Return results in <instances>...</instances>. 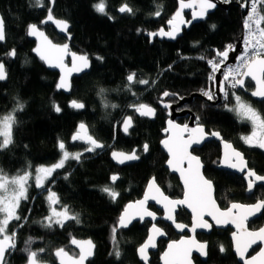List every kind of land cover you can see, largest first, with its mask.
Masks as SVG:
<instances>
[{
	"label": "trees",
	"instance_id": "obj_1",
	"mask_svg": "<svg viewBox=\"0 0 264 264\" xmlns=\"http://www.w3.org/2000/svg\"><path fill=\"white\" fill-rule=\"evenodd\" d=\"M178 1L106 0L108 15H103L93 8L99 0H55L54 16L71 25V49L86 54L92 61L91 70L74 78L71 94L66 95L57 88L59 73L47 69L33 53L35 42L28 36L29 25L40 24L47 17L52 5L50 0H44L43 7L35 6V0H0V15L6 28V41L0 43V61L5 62L8 72L7 81L0 82V116L13 110L18 101L25 105L15 114L14 143L0 151V169L9 176L24 171H32L34 176L37 167L58 161L61 155L58 140H63L70 152H83L87 145L71 140L81 122L105 146L103 150L84 152L79 162L69 160L43 188H37L31 180L27 199L22 200L18 208L21 219L8 226L9 233H16V248L9 253L6 264H26L25 248L34 251L43 248L38 259L57 264L54 251L64 247L72 252L70 240L73 237L91 238L96 243L95 256L88 264H144L137 250L146 240L151 222H136L128 229H119L117 245L113 244L111 229L117 224L125 205L143 196L152 177H156L171 197H182V185L166 168L168 156L161 148L169 115L160 106L162 93L178 94L175 98L180 99L203 91L214 92L207 59L215 57V50L223 51L227 45L237 43L243 32L242 16L246 12L241 7L242 0H236L227 9L217 8L207 20L185 30L175 42L161 40L158 36L149 37L148 33L166 26L178 8ZM123 3L133 8V15L118 11ZM157 5L163 6L159 17L152 15ZM109 16L113 18L109 19ZM186 16L190 14L186 13ZM212 24L216 25L215 30L210 27ZM44 28L55 42L67 41L52 25ZM12 49L16 50L14 58L6 55ZM98 56L103 59L98 60ZM200 56L206 59H199ZM133 72L137 80L146 79L149 83L129 86L127 76ZM101 88L105 89L103 95ZM247 89L251 87L248 85ZM232 92L242 91L238 88L229 92L224 103L231 107L235 104ZM72 100L84 103L85 108H71ZM53 102L61 107L60 113L53 110ZM139 103L153 105L158 110L155 119L138 117L129 107ZM105 104L109 106L105 107ZM192 106L202 113V122L208 128L220 131L226 139L236 142L238 132L248 131L245 129L248 122L241 121L235 112L228 110L230 107L216 108L201 96H196ZM127 116L134 118V126L124 134L121 125ZM144 144L149 146L147 153L143 151ZM134 149L140 157L135 163L120 167L111 159L114 150L131 152ZM204 157L209 162L210 151L205 152ZM261 164L264 169V163ZM209 173L207 169L210 177ZM114 174L119 179L112 184L110 177ZM212 178L217 181V190L222 196L218 201L222 207L227 205L223 200L226 198L242 201L243 188L232 178L222 175ZM105 186L119 192L115 202L101 191ZM49 192H55L60 205L78 215L80 222L69 220L63 228L58 225L44 227L40 222L50 215ZM262 194L264 198V192ZM150 208L162 214L155 205ZM177 221L191 224V216L185 209H180ZM261 221L264 225V213ZM157 224L166 231L169 239L159 241L158 251L151 252L150 264H160V255L167 243L180 238L167 222L159 220ZM229 233V230H214L208 236L198 234L199 239L209 242V264H237ZM29 238L30 244L27 243ZM221 245L224 252L220 251ZM117 246L121 253L119 258L114 254ZM195 261L201 264L197 259Z\"/></svg>",
	"mask_w": 264,
	"mask_h": 264
},
{
	"label": "snow or ice",
	"instance_id": "obj_2",
	"mask_svg": "<svg viewBox=\"0 0 264 264\" xmlns=\"http://www.w3.org/2000/svg\"><path fill=\"white\" fill-rule=\"evenodd\" d=\"M224 3H229L230 0H223ZM51 4L55 3V0H50ZM35 6L43 7L44 0H35ZM241 7L247 9L246 16L243 20V28L246 34L243 38V53L238 57V63L235 65H228L223 72V84L221 91L224 93V98L229 96V88H245V81L247 78H251L255 82V88L251 91V96L259 98L264 103V0H242ZM95 11L100 14L108 15L106 0H99L98 3L93 5ZM157 10L152 13L153 16L159 17L162 14L163 6L157 5ZM185 8L193 10V19L206 17L208 10L216 8V4L213 0H192V2L186 3L185 0H179V10L168 20L167 24L169 30L165 31L163 28L157 32L148 33L149 37H168L175 40L181 32V25L186 22L183 19L182 12ZM198 9V10H197ZM118 11L120 13H127L129 15L134 14L133 8L127 3H123ZM113 17L109 16V19ZM48 21L54 22L61 31L67 32L69 23L66 20H58L53 17L51 8L48 9L47 19L41 23ZM210 27L215 30L216 25L212 24ZM139 31V30H138ZM28 34L40 39V44L34 49L39 55L40 59L45 61L50 67L59 68L61 76L57 84L58 89H69L70 82L69 76L72 72H82L90 66L89 58L85 55H77L69 50L67 44L59 45L53 43L45 35L43 31L36 24L29 25ZM5 40V27L4 19L0 16V41ZM199 42H196L198 44ZM194 44L193 46H196ZM234 46L229 44L223 51L215 50V57L207 59V63L211 67L209 78L211 80L216 79V74L220 72L221 68L225 65L229 57V52L234 51ZM6 55L9 57L16 56V50H10ZM71 56L72 66L69 68L65 64V58ZM98 60H102L103 57H97ZM199 59H206L204 56H200ZM27 62V61H26ZM169 69L171 65L168 66ZM7 79V72L5 65L0 61V81ZM129 86L133 83L147 85L149 83L146 79L137 80L136 73H130L127 76ZM203 91V90H202ZM105 89H100V94L103 95ZM203 94L208 100L214 99V93L209 91H203ZM235 104L233 107L228 108L229 111L235 112L241 121L249 122L252 125V132L250 135L243 136L242 140L254 147L264 149V115H262L253 105L242 99L240 95L235 92L231 93ZM135 95V93H133ZM175 95L167 91L162 93L163 97ZM22 102H17L16 107L8 114L0 116V151L8 149L13 143V127L17 124L16 112L24 109ZM71 108L84 109L85 104L72 100L70 101ZM109 105L105 104V107ZM165 107L170 105L165 104ZM112 108H116L117 105H111ZM140 116L153 117L155 115V109L147 104L139 103L129 105ZM225 107H228L225 105ZM53 110L57 113L62 111L61 107L53 102ZM123 131L127 133L129 128L132 127L133 118L127 116L123 120ZM169 129L171 136L165 139L162 143L169 152L171 158L167 161L168 165L173 171L180 173L183 179L184 187L186 189L183 199L173 200L165 196L155 182V178L149 182L147 191L142 200L134 203H129L123 213L118 218L117 224L111 229L113 244L117 245L116 233L120 228H127L131 224L132 220L139 217L141 220L145 216L156 219V213L147 209L146 204L149 199L156 201L163 205L167 215L166 219L171 221L175 227L183 230L186 226L179 224L175 221L174 213L175 209L179 205H186L191 209L194 214V224L191 229L195 233L197 228H211V225L203 219V216L207 214L212 217L217 224L233 223L237 229L240 230V234H234L235 239V251L239 255L244 264H264V248H261L258 255L252 256L250 259H246L245 254L248 249L259 242H264V228L258 231L249 232L244 228V221L249 215H254L258 210L264 209V200L258 201L256 204L246 206L238 203L231 204V207L227 211H220L217 207L215 200L213 199V185L210 180L203 177L200 172L202 167L200 159L197 156L192 155L190 149L192 145H198L205 138V131L203 126L197 125V127L189 128L187 124L182 127L178 124L169 121ZM189 133L185 138L184 134ZM212 136L219 137V133H212ZM71 140L73 142H83L87 145L83 152H70L63 140H58V150L61 155L57 162L50 166L41 165L35 169V175L32 171H24L22 174L17 173L14 176H9L3 169H0V264H6L5 255L10 250L16 248L15 237L16 233L8 232V226L12 221H19L21 217L18 215V208L21 200L27 199V191L29 182L35 181L37 188L45 187L46 181H49L53 174L59 169H63L69 160L80 161L84 152H95L97 149L103 148L104 145L94 138L89 133L88 127L85 123L81 122L75 133L72 135ZM224 163L230 168L239 169V171H245L247 163L244 160L243 154L235 149H232L231 144L225 143ZM231 149V152L228 150ZM149 146L143 145V151L147 153ZM113 157L117 161L123 164L125 161L138 160L139 156L133 151L130 154L122 152H113ZM187 162V169L183 167V164ZM31 168V165L28 166ZM248 182L247 190L251 192L255 187L256 182H264V175L257 174L254 170L249 169L247 172ZM67 179V176H65ZM119 179L117 175H112L110 181L112 184ZM106 193L109 198L115 202L119 197V192L111 186H105L101 189ZM50 202L51 215L44 218V221L40 223L44 227L51 228L53 225H58L63 228L65 223L69 220L79 223V216L70 213L67 206H64L61 210H57L55 205L59 204V197L55 192H49L47 197ZM239 210V215L234 216L233 210ZM165 233L156 224L152 225L151 235L147 238V241L141 245L138 249L139 255L142 260L147 264L148 261V249L156 246L155 240L157 236H163ZM31 238L27 243H31ZM73 245L79 248L78 255H69L65 249L60 248L56 251L55 255L59 258L60 264H85L87 259L93 255V249L95 245L89 241H79L73 238L71 240ZM195 248L201 255L207 256V242L196 241L195 238L182 239L179 242H172L168 245V250L164 252V264H192L190 255ZM25 252L28 253V264H40L38 260V252L32 251L30 248H25ZM40 253L44 251L43 248L38 250ZM220 251L224 252L223 245L220 246ZM115 256L120 257L121 253L118 246L115 250Z\"/></svg>",
	"mask_w": 264,
	"mask_h": 264
},
{
	"label": "water",
	"instance_id": "obj_3",
	"mask_svg": "<svg viewBox=\"0 0 264 264\" xmlns=\"http://www.w3.org/2000/svg\"><path fill=\"white\" fill-rule=\"evenodd\" d=\"M185 2H186V3H189V2H192V0H185ZM213 2L216 4V8L208 10V13H207L206 17H204V18H197V19H195V20L192 18V17H193V10H192V9L185 8V9L183 10V12H182V16H183L184 21H186V22H190V23H185V24L181 25V32H180V34L177 36V38H176L175 40L170 39V38H168V37H162V36H158L159 39H161V40H166V41H171V42H175L179 37H181V36L183 35V33H184L185 30H189L194 24H197V23H200V22H203V21L207 20L208 16H209L211 13H213L217 8H224V9H227V8L230 6V4H231V3H224L223 0H213ZM53 5H54V4L51 5V12H52V9H53ZM178 10H179V1H178V8H177V10L174 12V14H175ZM197 10H198V9H197ZM186 13H189L190 16L187 17V16H186ZM122 14H123V13H122ZM174 14H173V15H174ZM52 15H53L54 18H56V19H58V20H64V19H60V18L55 17L54 14H53V12H52ZM173 15H172V16H173ZM0 16H2V15H0ZM172 16H171V17H172ZM2 17H3V16H2ZM3 19H4V18H3ZM46 19H47V17H46L43 21H45ZM243 20H244V17L242 16V27H243ZM68 23H69V22H68ZM36 25L40 28L41 31H43V32L45 33V35L48 37V39L51 40L53 43H55V44H59V45L67 44L68 47H69L70 52H72V53H76L77 55H85V54H82V53H79V52L73 51V50L71 49V41H72V39H73V35L70 34V32H69V31H70V27H71L70 23H69L70 26H69L67 32L61 31L60 28H59L54 22H52V21H48V22H46V23H40V24H36ZM47 25H52V26L55 28V30H56L60 35L64 36V37L67 39V41H66L65 43H58V42H55V41L50 37V35L47 33V31H46L45 28H44V27H46ZM4 27H5V21H4ZM161 28H163L165 31H168V30H169V26H168L167 23H166V26H163V27H161ZM161 28H160V29H161ZM28 36H29V37L35 42V47H34V49H35V48L40 44V39H39L38 37H35V36H30L29 34H28ZM243 38H244V28H243V32H242V34H241L239 40L237 41L236 44L233 45L235 50L229 52V57H228L227 61L225 62V65H224L223 67L228 66V65H235V64L237 63V61H238V57H239L240 54L243 52ZM5 41H6V28H5V40H4V41H0V43H4ZM34 49H33V53H34V54L40 59L39 55L34 51ZM12 58H14V57H12ZM88 58H89V57H88ZM40 60H41V59H40ZM41 61L44 63V65L47 67V69L58 72V73H59V79H60V76H61L62 73H61V71H60L59 68L50 67L45 61H43V60H41ZM2 62L4 63V65H5V69H6V72H7L6 64H5L4 61H2ZM64 62H65V64L70 68V67L72 66V63H71V56H70V55L67 56V57L65 58V61H64ZM89 62H90V66H89L88 68H86L84 71H82V72H72V73L70 74V76H69L70 88H69V89H67V90H65V89H58V90L61 91V92H63V93H65L66 95H70V94H71V91H72V88H73V79L76 78V77H80V76H82L83 74H85V73H87V72H89V71L91 70V68H92V61H91L90 58H89ZM223 67L221 68L220 72H218V73L216 74V79L213 80L214 95L216 96V99H215V100H208V98H207L205 95H202V94H199V95H198V94H193V95H191V96H189V97H183V98H180V99H179V102H178L177 104H174V103H170V102L168 101V99L171 98V97H179L178 94L170 95V96H168V97H163V96L161 97L160 106H161L163 109L167 110V111H168V114H169V115H168V119H167V121H166V127H165V129L163 130L164 138H163L162 141H161V148H162L163 151L167 154V156H168V160L171 158V156H170L169 152L167 151V149L164 147V145H163V143H162L165 139H168V138L171 136V131H170V130H169V131H166V129H169V123H168V122H169V121H172L173 123L178 124V125H180L181 127H182L183 125H185V124H187L189 128L197 127V124L195 123V115H194V114H192V118H191V120H190L189 122L185 123V124L179 123V122L177 121V119H178L180 116H184V115H186V114L188 113L186 110L178 111V110H177V107H178V106H181V105H183V104H186V103L192 102L193 99H194V97H196V96H201L202 98L206 99L209 103L214 104V105H217V104L223 102V94H224V93L221 91V86H222V84H223V72H224V68H223ZM7 79H8V72H7ZM7 79H5V80H3V81H0V82H5V81H7ZM59 79H58V82H59ZM247 80H251V78H247L246 81H247ZM246 81H245V88H243V89L239 88V89H241V90H246ZM251 81H252V80H251ZM253 83L255 84L254 81H253ZM169 93H170V92H169ZM172 94H173V93H172ZM250 95H251V93H250ZM252 97H253V96H252ZM253 98H255L256 100H260L259 98H256V97H253ZM144 104H147V105L153 107V108L155 109V115H154L153 117H145V116H140L137 112H136V115H137L138 117H145V118H149V119H152V120L155 119L156 114H157V109H156L153 105H150V104H148V103H144ZM165 104L170 105V106H169V107H165V106H164ZM132 118H133V117H132ZM133 126H134V118H133V124H132V127H133ZM200 126H202V125H200ZM87 127H88V126H87ZM132 127L129 128V131H130V129H131ZM203 128H204V131H205V127H204V126H203ZM88 130H89V128H88ZM121 130H122V132H123L124 134H127V133L129 132V131H128L127 133H125V132L123 131V123H122V125H121ZM215 133H219V137H216V136H212V135H210V134H207L206 131H205V134H206V135H205V138L202 140V142H201L200 144H198V145H192V147H191V149H190L192 155L197 156L196 154H194V153L192 152V150H193L194 148H201V147L203 146V144H204L205 142H207L208 140H217V141H219V142L221 143V146H222V158H221V163H220V167H221L222 169L230 170V171H234V172L239 173V174H242L243 172H245L246 170H248V164H247V167L245 168V171L241 172V171H239V169H236V168H230V167L227 166V164L224 163V153H225V147H224V145H225V143L231 144L232 149H235L236 151H239L240 153H242V152H241L240 150H238L237 148H235V146L233 145V143L224 140V138H223V136L221 135L220 132H215ZM188 135H189V133H185V134H184L185 138H187ZM104 148H105V146H104L103 148H100L99 150H103ZM133 151H135V152H136V155L139 156L138 153H137V149H134ZM133 151H131V152H126V151H121V150H114V151L111 152V159H112V161H113L117 166H120V167L125 166V165H129V164H132V163H135V162H137V161L140 160V157H139L138 160L125 161L123 164H121V163H119V162L117 161V159H115V158L113 157V155H112L113 152H122V153L130 154V153H132ZM228 151L231 152V149H229ZM242 154H243V153H242ZM197 157H199V156H197ZM243 157H244V154H243ZM199 159H200V163H201V165H202V167H201V169H200V172H201V174L203 175V177H204L205 179L209 180V179L206 177V175L204 174V164H203V162H202V160H201V157H199ZM168 160H167V161H168ZM244 160H245L246 163H247V160L245 159V157H244ZM187 166H188V165H187V162H185V163L183 164V167H184L185 169H187ZM166 168L171 172V174L176 175V176L178 177V179H179V181H180V184H181L182 187H183V195H182V197H180V198H173V197H171V196H170L169 194H167V193L165 192V190L160 186V184L157 182L156 177H152V178H155V182H156L157 186L160 188V190L164 193L165 196H167V197H169L170 199H173V200H180V199H183V198H184V195H185V191H186V189H185V187H184L183 179H182V177L180 176V173L177 172V171H173L172 168L168 165L167 162H166ZM152 178L149 180V182L152 180ZM210 181H211V180H210ZM149 182H148V184H149ZM211 182H212V181H211ZM259 183H264V182H259ZM148 184H147V186H148ZM212 185H213V193H212V195H213V199H214L215 202H216L217 207L220 209V211H227V210L231 207V205H230L228 208H226V209H223V208L220 207V205H219V203H218V201H217V199H216V196H215V186H214L213 182H212ZM147 186H146L145 192H144V194H143V196H142L141 198H139V199H137V200H134V201H131V202H129V203H134V202H136V201L142 200L143 197H144V195H145V193H146V191H147ZM253 190H254V188H253ZM253 190H252L251 192H249V191L247 190V193H248V194H251V193L253 192ZM129 203H127V204L125 205V207H126ZM256 203H257V202H256ZM256 203H254V204H256ZM232 204H233V203H232ZM238 204H242V205H246V206L253 205V204H243V203H238ZM150 205H155V207H156L158 210H161V211L163 212V214H162V215H159L156 211H154L153 209L150 208ZM125 207H124V209H125ZM146 207H147L148 210H150V211L156 213V219H155V220H153L151 217H148V216H145L143 220H141L139 217H137V218H135V219L132 220L131 224H129V226H128L127 228H120V229H128V228H130L132 225H134L136 222H146V221H149V222H151V226H150V228H149V232H148V236H147V238L149 237V235H151V228H152V225H153V224H156L159 228H161V229L163 230V232L165 233V235H163V236H157V237H156V240H155V244H156V246H155L154 248H149V249H148V261H147V264H150L149 262H150V260H151V252H156V251H158V243H159V241H161L162 239H165V240H168V239H169V238H168V235H167V233H166V231H165L161 226H159V225L157 224V222H158L159 220H163V221L167 222L168 224H170V225L173 227V229L175 230V232H176L178 235H181V237H180L179 239L171 240V241H169V242L167 243L166 248L164 249V251H163L162 254L160 255V264H164L163 254H164L165 251L168 250V245H169L170 243H172V242H179V241L182 240V239H185V240H187V239H191V238H193V237L195 238L196 241H199V242H207V250H206V251H207V256H208L209 242H208V241H202V240H200V239L198 238L197 234H198V233L210 234L214 228H216V229H228V228H230V229L232 230L231 235H230V238H231V241H232V244H233V247H234V253H235V255L237 256L238 261H239L241 264H244V261L241 260V258L239 257V255H238V254L236 253V251H235V239H234V234H236V235H239V234H240V230L237 229V227H236L235 224H233V223H231V222H229V223H224V224H217L216 221H215L212 217H210V216H208L207 214H205V215L203 216V219H204L205 221H207L209 225H211V228H210V229H209V228H197L196 231H195V233H193V232L191 231V229H192L193 224H194V214L192 213L191 209H189L186 205H179V206H177L176 209H175V213H174L175 221H176L177 223H179V224H182V225H185V226H186L183 230L178 229L177 227H175V225H174L171 221H169V220H167V219L165 218L166 215H167V213H166V211H165V209H164V207H163L162 204L157 203L156 201L149 199L148 202H147V204H146ZM124 209L122 210L121 214L123 213ZM180 209H185V210L191 215V224H186V223H183V222H179V221H177V213L179 212ZM263 210H264V209H260V210H258L254 215H249L248 218L244 221V228H245L247 231H249V232H254V231H258V230L261 229V228H264V226H263V227L259 228L258 230H251V229L249 228V226H248V223H249L250 221H252V220H254V219H256V218H258L259 216L262 215ZM121 214H120V215H121ZM233 215H234V216H238V215H239V210L234 209V210H233ZM119 217H120V216H119ZM73 238H75L76 240H79V241H89V240H90V241L95 245V247H94V249H93V255L90 256V257L87 259V261L85 262V264H88V262H89L90 260H92V259L94 258V256H95L96 248H97L96 243H95V242L93 241V239H91V238H87V239H79V238H76V237H73ZM73 238H72V239H73ZM147 238H146V240H145L141 245H143V244L147 241ZM72 239H71V240H72ZM71 240H70V246H71V249H72V250H75V251L77 252L76 255H78V253H79V248H78L76 245H73V244L71 243ZM141 245H140V246H141ZM256 245H262L261 248H264V242H259V241H258L256 244H253V245L248 249V251H247L246 254H245L246 259H250L252 256H256V255H258V253H259L260 250H259L256 254H254V255H252V256H249V254H250L252 248H253L254 246H256ZM140 246H139V247H140ZM139 247H138V249H139ZM61 248L65 249L64 247H61ZM261 248H260V249H261ZM58 249H60V248H58ZM58 249H56V250L54 251V256H55V258L57 259V264H60V260H59V258L55 255V253H56V251H57ZM12 251H13V250H10L8 253H6V255H5V260H7V257H8V255H9V253L12 252ZM65 251H67V252L69 253V255H73V256H75V254H73L71 251H69V250H67V249H65ZM137 253H138V256H139L140 260H141L142 262H144V264H145V261L141 259L138 250H137ZM194 255H198V256L201 257L203 260H207V256H203V255H201V254H200L198 251H196L195 248H194V249L192 250V252H191V255H190V259H191L192 264H196L195 261H194ZM38 260H39V259H38ZM39 261H40V260H39ZM26 264H28V260H27V263H26ZM40 264H51V263L40 261Z\"/></svg>",
	"mask_w": 264,
	"mask_h": 264
},
{
	"label": "flooded vegetation",
	"instance_id": "obj_4",
	"mask_svg": "<svg viewBox=\"0 0 264 264\" xmlns=\"http://www.w3.org/2000/svg\"><path fill=\"white\" fill-rule=\"evenodd\" d=\"M247 82H249V83H247ZM248 85H249V87H251V89H247V88H246V90H241L240 89L242 92L237 93V95H240L242 97V99H244L245 101L250 102L253 105L254 108H256L262 115H264V103H262L260 100H256L255 98H253L250 95L251 91L254 90V88H255V84L253 83V81L247 80L246 81V87ZM201 94L204 95L202 92H201ZM248 97L251 100H249ZM169 99H171V98H169ZM169 99H168V101L170 103H174V104H176L179 101V99L178 98H175V97L172 98V100H169ZM195 99H196V97H194V99H193L192 102H189V103H186V104H183V105L177 107V110L178 111L186 110L188 112L186 115L180 116L177 119V121L178 122L181 121L179 123L185 124V123H187V122H189L191 120L192 114H194L195 115V123L197 125L204 126L205 127V131H206L207 134H210L211 135L214 132H220V131H218L216 129L208 128V126L202 122V113L199 112V111H196L193 108V106H192V103L195 101ZM215 99H216V96L214 95V99L213 100H215ZM204 100L207 103H209L206 99H204ZM224 100H226V99L223 96V102H221V103H219L217 105H214V104L209 103V105H212V106H214L216 108H220L221 106H225V105H227L228 107H231L228 104L224 103ZM157 112H158V110H157ZM245 129H247L248 131H245L243 133H239L238 132V134H237V136L235 138V141L236 142L231 141L229 139H226L223 136V134L221 132L220 133L223 136L224 140L233 143V145L235 146V148H237L238 150H240L244 154V157L247 160L248 170L249 169H252L257 174L264 175V169L262 168L263 166L261 167V165H262L261 163H264V149H261L259 147L250 146V145L246 144L242 140V137L243 136L250 135L251 132H252V130H253L252 125L249 122L247 123V126H246ZM207 151H210V153H211V158L209 159V162H208V159L204 157V153L207 152ZM192 152L194 154H196L197 156L201 157V160H202V162L204 164V174L206 175V177L209 180H211L213 182V184L215 186V196H216L217 201H218V198L221 199L222 196L218 193V190H217V181L212 178L213 176L214 177H219V176L222 175L224 177H230V178L233 179V181H234L235 184H237V185H239V186H241L243 188L244 196L242 197V201L241 200L229 201L228 198H226V200L223 199L224 202L225 201L227 202V205L224 206V207H222L220 205V202L218 201V203H219V205H220L221 208L226 209L232 203L254 204V203L258 202V201L264 200V198L262 197L263 196L262 192H264V183L256 182L253 192L251 194H248L247 193V182H248L247 172H248V170H246L242 174H239V173H236L234 171L222 169L220 167L221 158H222V146H221V143L219 141H217V140H208L207 142H205L203 144V146L201 148H194L192 150ZM255 154L256 155H260L262 157V159H258L255 156ZM252 158H254L255 160H253ZM207 169L211 173V174L209 173L210 174V177L207 174ZM182 195H183V193H182ZM263 213H264V210H263ZM263 213H262V215H263ZM162 214H163V212H162ZM262 215L259 216L256 219L250 221L248 223V226H249V228L251 230H258L259 228H261V227L264 226L262 224V221H261ZM258 224H262V225H260L259 227H257V226L256 227H253V226L258 225ZM214 230H225V231H228L229 230L230 231L229 236L231 235V232H232V230L230 228H228V229H216V228H214L212 230V232ZM212 232L210 234H204V233H198V234L208 236V235H211ZM198 234H197V236H198ZM180 237H181V235H180ZM202 241H207V240H202ZM231 243H232V241H231ZM261 247H262V245H256V246H254L252 248L249 256H252V255L256 254L260 250ZM209 249H210V247H208L207 260H203L198 255H194V261H195V259H197L201 264H209ZM232 249H233V254L235 255L233 244H232ZM235 257L237 259V256L236 255H235ZM195 263H196V261H195ZM237 264H241L238 261V259H237Z\"/></svg>",
	"mask_w": 264,
	"mask_h": 264
},
{
	"label": "rangeland",
	"instance_id": "obj_5",
	"mask_svg": "<svg viewBox=\"0 0 264 264\" xmlns=\"http://www.w3.org/2000/svg\"><path fill=\"white\" fill-rule=\"evenodd\" d=\"M244 36H245V35H244ZM226 67H227V66L223 67V68H224V71L226 70ZM181 98H183V97H181ZM227 99H228V98H227ZM227 99H226V100H227ZM178 102H179V101H178ZM178 102H177V103H178ZM177 103H176V104H177ZM11 111H12V110H11ZM11 111H10V112H11ZM10 112H8V113H10ZM8 113H5V114H3V115H6V114H8ZM3 115H1V116H3ZM51 164H53V163H51ZM51 164H45V166H50ZM29 185H30V186L28 187L27 196H28L29 191H30V189H31V187H32L31 181L29 182ZM21 201H22V200H21ZM20 203H21V202H20ZM19 206H20V205H19ZM51 207H52V206L50 205V215H51ZM55 207L57 208V210H61L64 206H61L60 203H59V204L55 205ZM67 208H68V207H67ZM68 209H69V208H68ZM17 211H18V210H17ZM69 211H70V209H69ZM70 213H71V211H70ZM53 226H55V225H53ZM32 251H34V250H32ZM36 251H37V250H36ZM37 252L39 253V251H37ZM72 253L75 254V255L77 254V252H76L75 250H73ZM27 255H28V253H27Z\"/></svg>",
	"mask_w": 264,
	"mask_h": 264
},
{
	"label": "built area",
	"instance_id": "obj_6",
	"mask_svg": "<svg viewBox=\"0 0 264 264\" xmlns=\"http://www.w3.org/2000/svg\"><path fill=\"white\" fill-rule=\"evenodd\" d=\"M233 1H236V0H230L229 3L233 2ZM246 13H247V9H246V12H245L244 18H245V16H246ZM245 34H246V31H245V29H244V35H245ZM242 53H243V52H242ZM242 53H241V54H242ZM241 54H240V55H241ZM237 63H238V61H237ZM228 88H229V92H230L231 90H233V89L230 88V86H228ZM223 96H224V94H223Z\"/></svg>",
	"mask_w": 264,
	"mask_h": 264
},
{
	"label": "bare ground",
	"instance_id": "obj_7",
	"mask_svg": "<svg viewBox=\"0 0 264 264\" xmlns=\"http://www.w3.org/2000/svg\"><path fill=\"white\" fill-rule=\"evenodd\" d=\"M247 88V87H246Z\"/></svg>",
	"mask_w": 264,
	"mask_h": 264
}]
</instances>
